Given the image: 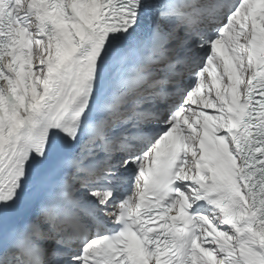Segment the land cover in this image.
Here are the masks:
<instances>
[{
    "label": "snow or ice",
    "instance_id": "1",
    "mask_svg": "<svg viewBox=\"0 0 264 264\" xmlns=\"http://www.w3.org/2000/svg\"><path fill=\"white\" fill-rule=\"evenodd\" d=\"M0 264H264V0H0Z\"/></svg>",
    "mask_w": 264,
    "mask_h": 264
}]
</instances>
